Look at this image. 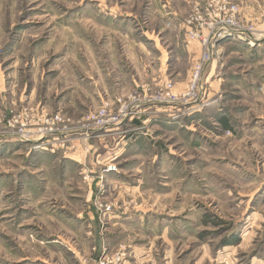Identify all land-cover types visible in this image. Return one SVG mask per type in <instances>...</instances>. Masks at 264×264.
Segmentation results:
<instances>
[{
	"label": "rangeland",
	"instance_id": "obj_1",
	"mask_svg": "<svg viewBox=\"0 0 264 264\" xmlns=\"http://www.w3.org/2000/svg\"><path fill=\"white\" fill-rule=\"evenodd\" d=\"M212 1L0 0V119L62 111L82 127L168 80L182 93L196 61L183 22ZM231 1L264 28V0ZM262 43L210 44L204 99L181 123L143 115L123 188L65 170L68 150L0 140V264H264Z\"/></svg>",
	"mask_w": 264,
	"mask_h": 264
},
{
	"label": "built area",
	"instance_id": "obj_2",
	"mask_svg": "<svg viewBox=\"0 0 264 264\" xmlns=\"http://www.w3.org/2000/svg\"><path fill=\"white\" fill-rule=\"evenodd\" d=\"M197 5L203 7H197V11L183 22V27L191 44H197L194 41L200 43L198 46L202 53L196 59L193 67L194 75L192 77L191 74L190 82L182 93H178L173 83L168 80L158 92L147 90L142 93L143 96L129 95V103L116 99V104L120 106L119 109L111 111L107 109L108 105H105L96 115H89L88 122L82 127L70 126V122L63 123L65 120L62 118V111L50 116L44 111L38 112L30 109L31 112H34L31 113L32 115L25 112L24 115L13 116L8 122L0 119V140L12 138L30 142L33 143L34 149L54 153L60 149L69 150L74 140L84 138V141L88 143L85 146L86 152H89L94 148L93 141L105 137L106 132L120 127L128 120L140 118L147 112H164L172 120L181 123L180 118L183 116L180 114L181 107H186L187 112L192 114V110L198 107V103L202 102L207 93L208 89H204L200 79L205 63L211 58L209 54V50L212 49L211 45L222 40L234 39L250 47H255L264 39V28L260 30L243 23L242 9L239 4L233 3L231 0H215L207 4L198 2ZM211 41H213L212 44ZM154 107L155 109H153ZM82 120L83 118L72 121L79 123ZM89 144L92 146L90 147ZM118 156V151L114 150L105 156L97 157L99 172L96 174L100 173L102 180L105 179L106 173L119 171V165L116 162ZM82 174L85 176L91 172L84 170ZM110 209L106 208L107 211Z\"/></svg>",
	"mask_w": 264,
	"mask_h": 264
},
{
	"label": "crops",
	"instance_id": "obj_3",
	"mask_svg": "<svg viewBox=\"0 0 264 264\" xmlns=\"http://www.w3.org/2000/svg\"><path fill=\"white\" fill-rule=\"evenodd\" d=\"M245 3H252V1L251 0H243L242 5L244 7V10L246 8ZM263 4H264V2H263ZM259 5H261V2H259ZM181 26H182V24H181ZM262 44L263 43L261 42L258 46H261ZM193 45H194L193 47H195L194 49L189 46L186 48V51H187L189 58L194 57V60H196L199 58L200 47H198V45H196V44H193ZM183 84L184 85L183 86L181 85V88L186 87V85L188 84V81H186ZM178 85H180V84L178 83ZM143 115H145V114H143ZM143 115L140 116V118H134V119L128 120V121L124 122L120 127L113 129L110 132H106L105 137H103L100 140L93 141L92 145L94 146V148L91 149V151H89V152H86V149H85V146L88 143L85 142L84 140L76 139L77 143H75V147H73L72 150L69 149L67 151V152L70 151V154H68V156H66V157L63 156V158L68 159V160H66V163H65V170L66 169L70 170L72 168V167H70V165H72V161H73V163H77V165L79 166L80 174H82V172L84 170L89 171L92 174L95 172L97 173V171H98L97 170V162H96L97 157H99L100 155L105 156L106 154L113 152L114 150H117L119 156L117 157L116 162L118 163L119 169L121 171L120 172L119 171L118 172H109L106 175L109 177L108 182L113 187H115V188L116 187H122L125 183V179L123 178V176L125 177V174H124V172L122 173V167L123 166L126 167V164H129L130 161L132 160L131 159L132 156L137 154V151H131V150L140 143V140H138V136H136V135H141V136L144 134L146 136L150 135L148 133V130H146V129L144 131H139L140 128H142V129L145 128V127H143V124H145V123L148 124V122L150 121V118L148 119L146 116H143ZM144 117H146V118H144ZM167 118L169 120L171 119L169 117H167ZM173 122H176V121H173ZM123 127H124V129L120 130V128H123ZM125 127L127 129H125ZM121 133H123L124 135L126 134L127 137L120 141L121 137L119 138L118 135ZM142 138H144V137H142ZM145 138H147V137H145ZM128 143H129V145H127ZM92 145L89 144L90 147ZM72 146H74V144ZM132 146H134V147H132ZM128 147H130L129 150H128ZM36 150H38V149H36ZM46 152H49V151H46ZM50 153L56 154V153H52V152H50ZM69 160H71V161H69ZM126 169H128V168L126 167Z\"/></svg>",
	"mask_w": 264,
	"mask_h": 264
}]
</instances>
